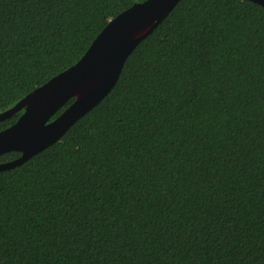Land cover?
<instances>
[{"label": "trees", "instance_id": "16d2710c", "mask_svg": "<svg viewBox=\"0 0 264 264\" xmlns=\"http://www.w3.org/2000/svg\"><path fill=\"white\" fill-rule=\"evenodd\" d=\"M142 1L0 0V113ZM0 264H264V7L179 1L97 105L0 171Z\"/></svg>", "mask_w": 264, "mask_h": 264}, {"label": "water", "instance_id": "95a60500", "mask_svg": "<svg viewBox=\"0 0 264 264\" xmlns=\"http://www.w3.org/2000/svg\"><path fill=\"white\" fill-rule=\"evenodd\" d=\"M181 0H144L110 20L82 57L71 67L33 90L0 113V121L21 112L16 122L0 131V156H20L0 164V171L17 167L58 141L113 88L124 62L137 44ZM264 7V0H245ZM56 118L54 115L70 100Z\"/></svg>", "mask_w": 264, "mask_h": 264}]
</instances>
